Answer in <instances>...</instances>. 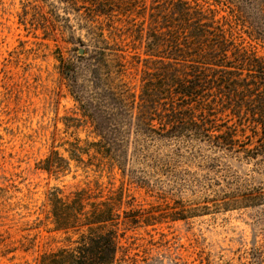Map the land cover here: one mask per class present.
<instances>
[{
	"label": "rangeland",
	"instance_id": "rangeland-1",
	"mask_svg": "<svg viewBox=\"0 0 264 264\" xmlns=\"http://www.w3.org/2000/svg\"><path fill=\"white\" fill-rule=\"evenodd\" d=\"M106 2L0 0V264H33L44 250L65 244L63 234L49 231L50 189L65 198L84 190L99 196L94 200L121 190V219L155 217L118 225L116 264H264V158L161 141L132 163L127 177L94 152L98 138L59 72L60 61L76 68L77 85H88L96 61L88 59L85 26L104 36L117 27L121 81L139 93L142 71L152 68L142 61V45L128 36V26L142 22L141 0H117L132 10L130 20L121 9L113 18L101 14ZM242 37L264 57V47ZM89 112L106 123L99 111ZM52 150L67 161L58 173L39 165ZM181 212L185 218L172 217Z\"/></svg>",
	"mask_w": 264,
	"mask_h": 264
},
{
	"label": "trees",
	"instance_id": "trees-1",
	"mask_svg": "<svg viewBox=\"0 0 264 264\" xmlns=\"http://www.w3.org/2000/svg\"><path fill=\"white\" fill-rule=\"evenodd\" d=\"M105 1L106 10L100 13L113 18L120 4ZM145 1L139 6L142 22L128 26L131 41L142 45V61L152 64L142 71L139 93L120 78L121 55L113 39L120 28L110 27L104 36L102 29L85 26L88 59L96 61L88 85H77L72 64L59 63L73 100L92 122L98 138L94 152L127 177L132 163L147 158L152 154L149 147L161 141L264 158V57L242 37L264 47V0ZM121 11L131 19L132 10L124 6ZM90 107L104 116L105 124L95 119ZM81 151L76 146L75 160ZM39 165L58 173L67 161L52 150ZM121 192L94 200L99 196L91 198L84 190L65 198L50 189L49 231L63 234L65 244L44 250L33 264H116L118 225L125 220L135 225L155 221L139 220L135 214L121 219L126 203ZM184 213L172 217L185 218Z\"/></svg>",
	"mask_w": 264,
	"mask_h": 264
},
{
	"label": "water",
	"instance_id": "water-1",
	"mask_svg": "<svg viewBox=\"0 0 264 264\" xmlns=\"http://www.w3.org/2000/svg\"><path fill=\"white\" fill-rule=\"evenodd\" d=\"M78 52H79V54H81V53H82V51H81V50H79Z\"/></svg>",
	"mask_w": 264,
	"mask_h": 264
}]
</instances>
